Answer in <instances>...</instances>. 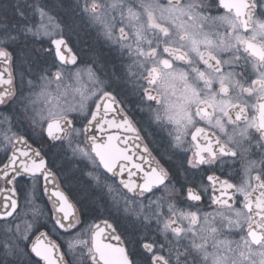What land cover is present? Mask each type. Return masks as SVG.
I'll return each mask as SVG.
<instances>
[{
  "label": "snow or ice",
  "instance_id": "snow-or-ice-1",
  "mask_svg": "<svg viewBox=\"0 0 264 264\" xmlns=\"http://www.w3.org/2000/svg\"><path fill=\"white\" fill-rule=\"evenodd\" d=\"M0 264H264V0H0Z\"/></svg>",
  "mask_w": 264,
  "mask_h": 264
},
{
  "label": "flooded vegetation",
  "instance_id": "flooded-vegetation-1",
  "mask_svg": "<svg viewBox=\"0 0 264 264\" xmlns=\"http://www.w3.org/2000/svg\"><path fill=\"white\" fill-rule=\"evenodd\" d=\"M237 168L239 169L240 168V164L239 162L237 163ZM206 211H210L211 209L210 208H205Z\"/></svg>",
  "mask_w": 264,
  "mask_h": 264
}]
</instances>
